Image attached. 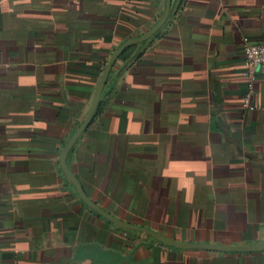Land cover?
Segmentation results:
<instances>
[{
	"label": "crops",
	"instance_id": "crops-1",
	"mask_svg": "<svg viewBox=\"0 0 264 264\" xmlns=\"http://www.w3.org/2000/svg\"><path fill=\"white\" fill-rule=\"evenodd\" d=\"M164 7L0 0V264H264L122 228L60 167L112 53ZM244 39L264 42V0H172L119 54L66 157L92 202L179 242L264 241V69L244 106Z\"/></svg>",
	"mask_w": 264,
	"mask_h": 264
},
{
	"label": "water",
	"instance_id": "water-1",
	"mask_svg": "<svg viewBox=\"0 0 264 264\" xmlns=\"http://www.w3.org/2000/svg\"><path fill=\"white\" fill-rule=\"evenodd\" d=\"M171 3L172 0H165V7L163 10L162 15L160 16L159 20L156 22V24L150 28L148 31L145 33L141 34L140 36L137 37H132L128 40H126L123 44H121L114 52L112 53L111 57L109 58L108 62L105 64L102 76L100 78L99 84L96 88L95 94L93 96L91 105L89 107L88 113L82 123L78 126V128L74 131L72 136L69 138V140L66 142V144L63 146L60 157H59V162H60V167L67 177V179L70 181V183L74 186L76 192L78 193L79 197L83 202H85L89 207H91L93 210L98 212L100 215L104 216L106 219L109 221L113 222L114 224L126 228V229H133V230H138L141 232H145L146 234L151 235L153 238H155L157 241L166 244V245H171L179 248H191V247H199V248H204L208 250H217V251H222V252H257V251H262L264 250V241L257 243V244H252V245H221V244H204V243H186V242H179L170 238H167L157 232L151 231L149 229H146L141 226H135L133 224L123 222L121 220H118L114 216H111L110 214L106 213L103 209H101L97 204L92 202L85 194L81 184L77 180V178L72 174V172L69 170L67 167L66 163V157L67 154L69 153L70 149L72 148L73 144L76 142L77 138L80 136V134L83 132V130L88 126L95 110L97 107V104L99 102V97L101 95L102 89L107 81L108 75L117 59L119 54L129 45L140 43L151 37L157 30L158 28L167 20V17L169 15V12L171 10Z\"/></svg>",
	"mask_w": 264,
	"mask_h": 264
},
{
	"label": "built area",
	"instance_id": "built-area-1",
	"mask_svg": "<svg viewBox=\"0 0 264 264\" xmlns=\"http://www.w3.org/2000/svg\"><path fill=\"white\" fill-rule=\"evenodd\" d=\"M242 50L243 63L248 70V91L243 100V105L248 107L249 96L253 93V80L255 79V74L258 70L260 71L264 69V42L253 43L244 39Z\"/></svg>",
	"mask_w": 264,
	"mask_h": 264
}]
</instances>
